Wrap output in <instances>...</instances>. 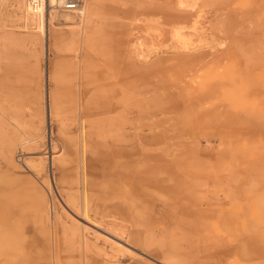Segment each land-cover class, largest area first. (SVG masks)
Returning <instances> with one entry per match:
<instances>
[{"label":"rangeland","instance_id":"374dc122","mask_svg":"<svg viewBox=\"0 0 264 264\" xmlns=\"http://www.w3.org/2000/svg\"><path fill=\"white\" fill-rule=\"evenodd\" d=\"M86 3L85 34L59 6L45 38L0 0V264H264V0ZM153 133L172 138L149 152L173 161L157 178L114 142ZM51 141L63 153L30 170ZM73 218L90 250L66 237Z\"/></svg>","mask_w":264,"mask_h":264},{"label":"bare ground","instance_id":"6f19581e","mask_svg":"<svg viewBox=\"0 0 264 264\" xmlns=\"http://www.w3.org/2000/svg\"><path fill=\"white\" fill-rule=\"evenodd\" d=\"M88 0H83L81 6L76 9V10H64L60 7V9L62 11H67V12H82V16H81V24L78 26L81 30V35L86 33L87 27H85V23L86 25H88V20H89V16L90 15V7L88 6L89 3L87 4ZM187 1V0H186ZM91 2V0H90ZM91 5V4H90ZM15 6L17 8V10L20 12V18L22 19V21L24 22V27H25V32H34L36 34H39L40 36L44 35L45 38L46 36H48V38L50 37L49 35V31H50V26L49 23H53L55 19V15H54V11H56L59 8V3L58 0H41L39 2H34L33 0H15ZM96 6V5H95ZM94 5L92 6L93 8L95 7ZM69 15V14H68ZM73 15V14H72ZM67 16V15H65ZM64 16V17H65ZM69 17V16H68ZM198 19V18H197ZM33 24V25H30ZM23 27V28H24ZM85 27V28H84ZM184 27V26H183ZM22 28V29H23ZM27 28V29H26ZM181 32V31H180ZM179 32V33H180ZM183 33V32H182ZM205 33V32H204ZM85 37V36H84ZM44 38V37H43ZM42 38V40H44ZM183 39V38H182ZM189 41H183L182 46L184 49V51L186 50V48H189L188 45ZM223 42V41H222ZM46 43V51L45 53L49 50V41H45L44 45ZM191 46V45H190ZM45 47V46H44ZM214 47V46H213ZM212 47V48H213ZM191 49V48H190ZM45 50V48H44ZM155 50V49H154ZM44 53V52H43ZM143 53V52H141ZM144 54V53H143ZM148 54V53H147ZM49 58L46 57L44 59V67H43V81H44V90H43V96H44V104L45 107L47 108L46 111V115L44 112V128L42 131V134L39 135L40 137L45 134V131H49L51 128V121H52V116H53V112L56 109V105H57V99H56V95L55 92L53 90H51L50 88V81H51V70L49 67ZM4 103V102H3ZM8 107V106H7ZM11 107V106H10ZM9 108V107H8ZM11 109V108H10ZM31 111V110H30ZM6 113V112H4ZM0 119L3 117V113L0 110ZM6 116V114H5ZM213 128V127H212ZM214 129H217V127H214ZM220 130V128H219ZM139 131V129H138ZM81 133V132H80ZM38 136V137H39ZM117 136V137H116ZM139 136V145H137L136 141H133V139H131V143L130 140L127 141L126 139H128V137L126 135H115L116 139H114V142L118 144V147L116 149L118 152V156H122L123 154H127V168L126 169H131L134 171V169H139L141 176L145 177V176H151V177H155L157 178V175L160 174L161 171V166L164 164L163 162H166L164 165H166L165 167L167 168V171H165L164 173H172L173 172V168H172V160H168L165 161H160L158 159L155 160L154 157H149V152H157V150L159 149V144L158 143H163L166 139L165 142H171L172 138H169L167 136H164L161 133H153L147 137H143L140 136L139 134L137 135ZM36 137V138H38ZM82 137V136H81ZM171 137V136H170ZM36 138L33 139H28V140H22L21 144H26L27 142L30 143L29 141L35 140ZM81 142V141H80ZM54 142L51 141V146L49 150H42L41 152H32L30 153V158L26 159V163L27 166L30 170L37 172L38 174L40 173V171H43V169L45 170L48 165L50 164V166L53 164V161L55 159V155L58 153V151H56V147L53 144ZM146 143V144H145ZM81 144V143H80ZM150 144V145H149ZM158 145V147H156V145ZM164 144V143H163ZM83 145V144H82ZM115 145V144H114ZM113 145V146H114ZM136 145V146H135ZM153 145V146H152ZM161 145V144H160ZM173 149V144H171L170 146ZM169 147V148H170ZM81 148V147H80ZM79 148V149H80ZM158 148V149H157ZM166 148V147H165ZM164 148V149H165ZM63 149V148H62ZM167 149V148H166ZM51 151V152H50ZM169 151V150H168ZM60 152L63 153V150H60ZM58 153V154H62V153ZM81 152V151H80ZM114 152V151H113ZM143 153V157H135L136 154H140ZM162 153V151H161ZM170 153V152H169ZM173 153V152H172ZM57 154V155H58ZM156 154V153H155ZM154 154V155H155ZM160 154V153H159ZM80 155V153H79ZM141 155V154H140ZM157 155V154H156ZM171 155V154H170ZM169 155V156H170ZM173 155V154H172ZM13 156V155H12ZM11 157V156H10ZM144 157H149L151 160L149 162H152L153 164L150 166H137L136 164V159L134 158H138V159H142ZM164 157V156H163ZM172 157V156H171ZM9 158V157H8ZM80 158V157H79ZM159 158V157H158ZM167 158V157H165ZM12 159V157H11ZM161 159V158H160ZM79 161V160H78ZM82 161V160H81ZM148 161V160H146ZM81 163V162H79ZM81 167V166H80ZM52 168V167H51ZM142 168V169H141ZM81 171V169H80ZM133 173V172H132ZM162 173V172H161ZM159 179V178H158ZM81 180V179H80ZM164 180V179H163ZM165 181V180H164ZM163 181V182H164ZM145 182V181H144ZM166 183V182H164ZM140 192V191H139ZM45 194V193H44ZM48 197V196H47ZM62 197V196H61ZM60 198V197H59ZM135 198V197H134ZM43 200L45 201V199L43 198ZM68 205V204H67ZM69 206V205H68ZM126 208V207H125ZM129 209H132V206H128ZM48 209V208H47ZM66 209V208H65ZM64 209V210H65ZM90 209V208H89ZM67 210V209H66ZM65 210V211H66ZM126 211V209H125ZM89 212V210H87L86 208L84 209V215ZM132 212V211H131ZM131 214V213H130ZM133 214H137V213H133ZM61 216V215H60ZM73 216V215H72ZM68 218V217H67ZM61 219V217H60ZM74 219V218H73ZM66 223H69V225H67V228L65 229V235H69V237L66 235V237H68L69 240L75 241L77 242L78 245H75V248H77L78 246L82 247L85 250H90L91 249V245L92 243V239H90L86 234L85 230L87 231L89 228L87 227L86 224L82 225L79 224V222L77 223V221L75 222L74 220H67L65 221ZM64 222V223H65ZM82 223V222H81ZM97 234V233H95ZM129 234V239H131V242L137 245H141L142 243V237L140 235L139 232H128ZM100 234H97V237ZM96 239V237H95ZM98 240V239H97ZM71 241V245L74 244ZM130 242V241H129ZM95 244V243H94ZM93 244V245H94ZM136 245V246H137ZM77 246V247H76ZM95 246V245H94ZM125 246V245H124ZM78 247L77 249L79 250ZM128 248V247H127ZM121 251L125 250L124 248H119ZM131 250V249H130ZM73 251V250H72ZM82 251V249L80 250ZM132 251V250H131ZM78 252V251H77ZM76 252V253H77ZM74 253V252H73ZM106 255V254H105ZM108 255V254H107ZM110 256V255H109ZM97 257V256H96ZM155 257V256H154ZM80 258V257H77ZM94 258V257H93ZM72 259V257H71ZM71 259H69L70 261H72ZM82 259V258H81ZM88 259V258H87ZM91 259V258H90ZM98 260V259H97ZM82 262V260H81ZM95 262V261H93ZM72 263V262H71ZM92 264V263H91ZM95 264V263H94Z\"/></svg>","mask_w":264,"mask_h":264},{"label":"built area","instance_id":"2783aa9c","mask_svg":"<svg viewBox=\"0 0 264 264\" xmlns=\"http://www.w3.org/2000/svg\"><path fill=\"white\" fill-rule=\"evenodd\" d=\"M39 2L41 0H33ZM83 0H58L59 6L64 10H76L78 9Z\"/></svg>","mask_w":264,"mask_h":264}]
</instances>
